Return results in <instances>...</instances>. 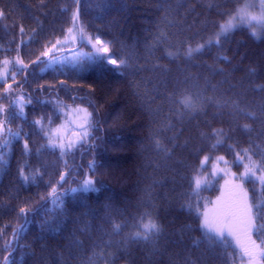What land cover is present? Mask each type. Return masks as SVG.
<instances>
[{"label":"trees","instance_id":"obj_1","mask_svg":"<svg viewBox=\"0 0 264 264\" xmlns=\"http://www.w3.org/2000/svg\"><path fill=\"white\" fill-rule=\"evenodd\" d=\"M106 3L80 0L74 27V0H0V73L8 72L0 79V122L19 133L0 135V264L6 257L16 264L21 257L23 264H185L199 255L190 237L200 236L197 213L215 194L196 190L204 158L223 157L238 175L249 163L237 155L245 156L244 149L264 163V123L239 111L259 117L264 104V34L255 38L241 27L208 43L235 7L231 0ZM79 22L85 38L77 48ZM70 27L76 44L61 43L60 51L43 56L57 39L67 40ZM89 36L108 43L130 67H74L75 55L94 53ZM198 45L204 47L189 55ZM52 56L63 63L49 67ZM196 92L200 110H184L178 101ZM50 141L65 145L63 155ZM21 171L35 179L24 181ZM89 177L100 191L85 203L67 193ZM52 188L64 194L62 206L49 195ZM244 188L253 193L247 180ZM190 203L199 207L189 210ZM146 211L161 229L155 249L129 240ZM228 251L227 264L247 262L235 246Z\"/></svg>","mask_w":264,"mask_h":264},{"label":"snow or ice","instance_id":"obj_2","mask_svg":"<svg viewBox=\"0 0 264 264\" xmlns=\"http://www.w3.org/2000/svg\"><path fill=\"white\" fill-rule=\"evenodd\" d=\"M235 7L225 13L227 20L225 23L219 25L220 31L216 34L215 43L219 44L221 36H227L231 31L235 30L237 27L245 26L247 27L253 36L264 34V0H231ZM77 6L76 11L72 14L73 26H76V22L79 18V4L80 0H74ZM99 4L107 7L106 0H99ZM99 6V5H98ZM3 13L0 12V16ZM259 29V32L257 31ZM73 27L67 29L70 36L66 39L76 40V35H71L73 33ZM23 32V28L20 29ZM76 31L80 35L81 39H84V31L82 27L76 28ZM88 43L92 44L95 49L94 53L86 54V58L77 54L74 59L69 60L74 67H78L79 70H84L85 64L89 66L95 65L101 62L115 66L118 71L126 70L130 67L128 60L120 56L118 53H113L110 51L109 44L101 41L98 37L93 39L92 37H87ZM59 39L56 40L55 44L47 51L43 52V56H49L53 48L57 51L61 49L57 48V45L64 43ZM213 41H209L211 44ZM204 45H198L196 49L189 48L188 54L191 55L193 51H200ZM103 54V55H101ZM67 60L68 58L65 57ZM130 59V57H129ZM11 63L8 60H4L3 64L8 65ZM17 63L23 66L22 60H17ZM63 61L56 56H52L48 61V66L53 64H60ZM45 69H41L44 71ZM8 76L7 69L5 68L2 73H0V79H4ZM15 77V73H12V78ZM11 87V86H9ZM203 100L202 95L199 92L196 93H186L178 103L186 111H198V105ZM5 110L0 108V114H3ZM86 111V110H85ZM240 113L250 117L252 119H262L264 123V104L259 106L260 116H257L256 111H245L244 109H239ZM17 113L13 112L11 118H16ZM19 115H23V106H20ZM90 115V114H89ZM38 125H43V120L35 121ZM83 127V126H82ZM244 130L251 132L253 131L251 125H243ZM8 133L9 137L16 138L19 133H12L10 128H6L3 122H0V135ZM87 135V131L84 132V136ZM83 139V137H81ZM8 143V141H5ZM52 147H59L62 150L65 148L63 143L56 145L51 141L49 142ZM72 142H69L68 148L73 147ZM159 142H157V147H159ZM27 141H25V148L27 149ZM245 156H240L239 159L243 161L245 158L248 159L249 163L244 165V172L233 180L229 182V186L226 192L218 197L211 208L204 205L205 210L203 212H198L197 215L200 217L198 223V229L200 230V236H192L191 247L198 252L199 255L195 260L191 259V256L186 258L185 264H211L212 258L221 259L225 258V264H227V259L231 257V253L228 251L229 248L235 246L239 249L241 254V260L247 258V264H264V163L257 164L256 161L252 160L251 156L248 155V149H244ZM207 161V157L204 158ZM223 160V157H220ZM4 163L3 157L0 156V165ZM91 167V166H90ZM222 171V170H221ZM259 173V174H258ZM38 171L36 175H38ZM66 175V174H65ZM65 175L60 176V181H65ZM21 176L24 181L30 179L34 180L35 175L28 176L21 171ZM233 176L235 174L233 173ZM237 180L239 182H237ZM248 181L253 185V193L250 195L249 191L244 188V182ZM62 186V185H61ZM196 189L201 187V181L197 179L195 181ZM68 194H79V198L82 203H85L87 196L90 193H97L100 189L96 186V181L92 178L84 179L80 185L76 188H69L66 190ZM49 195L53 198V202L57 206H62L63 195H57V189L52 188ZM186 207L191 210L194 207H199L198 203H190ZM21 213H25L26 209L21 208ZM138 223L134 225L136 230L130 237L129 240L133 243H146L152 244L155 249V242L161 234V229L159 225L151 219V213L144 212L142 216L138 217ZM146 221V222H145ZM120 225L114 226V231H120ZM185 232H191V225H187L184 228ZM254 234L257 238H260V243H257V239L254 238ZM127 247V244H125ZM4 264H16L15 261L9 262L7 257L5 258ZM21 264H23V257H21Z\"/></svg>","mask_w":264,"mask_h":264},{"label":"rangeland","instance_id":"obj_3","mask_svg":"<svg viewBox=\"0 0 264 264\" xmlns=\"http://www.w3.org/2000/svg\"><path fill=\"white\" fill-rule=\"evenodd\" d=\"M241 27H245V26H241ZM241 27H237L236 29L241 28ZM219 31L217 33H219ZM257 31L259 32V29ZM216 34L209 41H213V43H215ZM73 35H76V40L75 41H72L71 39L65 40V42L62 44L63 47L70 48L76 44L78 37H77V34H73ZM262 35L263 34L257 35L254 37L260 38ZM88 44L91 47V49L95 52V49L92 47V44L91 43H88ZM77 115H79L81 119V115L80 114H77ZM201 168H202V171L200 173V176L196 177V180L199 179L201 181V187L196 190L199 191V190L205 189V190H210V191L215 192L214 196H211V199L205 203L208 208H211L214 202L217 200V198L221 197L222 194L226 192V189L229 186V182L236 180V178L239 177V175L236 174L232 170L231 166L229 165V163L227 162L225 158H223V160H221L220 158H208L207 161H205L204 159L202 162ZM233 173L235 174V176H233ZM237 182L239 181L237 180ZM79 185H77V187ZM204 210L205 208L203 209V211ZM245 264H247V262Z\"/></svg>","mask_w":264,"mask_h":264},{"label":"water","instance_id":"obj_4","mask_svg":"<svg viewBox=\"0 0 264 264\" xmlns=\"http://www.w3.org/2000/svg\"><path fill=\"white\" fill-rule=\"evenodd\" d=\"M78 27H80V22L78 23ZM79 38H80V42L82 41V39H81V37L79 36ZM81 44V43H80ZM81 45H79V47H80Z\"/></svg>","mask_w":264,"mask_h":264}]
</instances>
